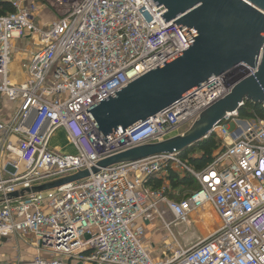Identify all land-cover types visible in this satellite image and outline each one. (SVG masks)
I'll return each instance as SVG.
<instances>
[{
    "label": "built area",
    "instance_id": "built-area-1",
    "mask_svg": "<svg viewBox=\"0 0 264 264\" xmlns=\"http://www.w3.org/2000/svg\"><path fill=\"white\" fill-rule=\"evenodd\" d=\"M7 1L14 12L0 17V100L16 109L0 117V264H264L263 119L235 113L217 126L222 146L202 172L164 155L25 192L189 129L256 70L235 65L106 143L87 111L189 48L179 27L152 0ZM16 40L33 49L19 82L11 74ZM60 131L73 152L51 146ZM168 168L199 189L175 200L169 184L151 188ZM210 208L217 230L190 250L176 246L175 224ZM162 228L158 256L152 239Z\"/></svg>",
    "mask_w": 264,
    "mask_h": 264
},
{
    "label": "water",
    "instance_id": "water-1",
    "mask_svg": "<svg viewBox=\"0 0 264 264\" xmlns=\"http://www.w3.org/2000/svg\"><path fill=\"white\" fill-rule=\"evenodd\" d=\"M152 1L157 8H165L163 20L179 27L189 48L87 111L106 143L168 110L235 65L243 64L256 72L240 78L232 92L205 110L184 134L138 146L101 161L91 172L25 192L52 191L114 165L180 154L202 144L246 102L264 108V0Z\"/></svg>",
    "mask_w": 264,
    "mask_h": 264
},
{
    "label": "rangeland",
    "instance_id": "rangeland-1",
    "mask_svg": "<svg viewBox=\"0 0 264 264\" xmlns=\"http://www.w3.org/2000/svg\"><path fill=\"white\" fill-rule=\"evenodd\" d=\"M28 60L29 56H26V53L14 54L11 66V69L13 68L14 71L11 74L15 79H24L21 72H18L17 69H19V67H21ZM15 109L16 106H12L8 102L6 103V101L0 100V115L4 114L9 117L11 113L15 111ZM187 130L188 128L184 127L178 133L173 135V137L177 135H182ZM51 146L59 151L73 152L74 150V148L69 144L66 136L60 132H58L55 138L52 140ZM189 193V189H180L175 192L172 191L170 198L175 200H182ZM168 221H172L173 223H175L174 218L172 216L169 217ZM219 225L220 220L216 212L211 208L200 215L191 216L186 222L175 224L173 232L176 237V246L178 245L184 248L185 250H190L195 246L199 245L201 242L205 241L211 233L217 230ZM162 232H164L163 228L160 229V231L157 232L152 239V242H154L153 249L157 252L158 256L162 254L163 244H161L160 242L162 238ZM20 246H23V244H20Z\"/></svg>",
    "mask_w": 264,
    "mask_h": 264
},
{
    "label": "trees",
    "instance_id": "trees-1",
    "mask_svg": "<svg viewBox=\"0 0 264 264\" xmlns=\"http://www.w3.org/2000/svg\"><path fill=\"white\" fill-rule=\"evenodd\" d=\"M14 8L7 0H0V17L12 14ZM238 116L242 120H264V108L262 106H255L250 102L239 110ZM221 142L214 134L209 136L202 144L192 147L186 151L181 152L180 159L185 162L190 168L196 172H202L215 160L216 153L221 149ZM169 182V190L172 193L180 189H189L190 193L183 199L188 198L192 193L199 189L197 181L190 175L180 176L170 168L167 169L166 175L163 179H153L149 182V186L158 189L164 185V180ZM171 195V194H170Z\"/></svg>",
    "mask_w": 264,
    "mask_h": 264
},
{
    "label": "crops",
    "instance_id": "crops-1",
    "mask_svg": "<svg viewBox=\"0 0 264 264\" xmlns=\"http://www.w3.org/2000/svg\"><path fill=\"white\" fill-rule=\"evenodd\" d=\"M15 44H16V51H15V54L16 53H19V54H23V53H26V56H29L30 57V54H31V52H32V48L30 47V45L27 43V42H25L24 40H16V42H15ZM29 52H30V54H29ZM18 55V54H17ZM17 55H15V56H17ZM28 59V58H27ZM21 69H22V66L21 67H19V69H17V71L19 72H21ZM14 71V69L12 68V72ZM12 78H13V80H14V82H19V81H21V80H19V79H15L14 77H13V75H12ZM4 101V100H3ZM8 101H6V103H7ZM9 103V102H8ZM10 104V103H9ZM10 105H12V104H10ZM13 106V105H12ZM12 114V113H11ZM0 117L1 118H4V119H8L9 117H7L6 115H4V114H1L0 115ZM60 133H62V134H64L65 136H66V134H65V132L64 131H60ZM164 175V174H163ZM163 179V178H162ZM166 179V178H165ZM164 184L165 185H168L169 184V182L168 181H166V180H164ZM23 247V246H22ZM7 250L4 248V246H2L1 248H0V253H4L5 254V252H6ZM9 253V252H8Z\"/></svg>",
    "mask_w": 264,
    "mask_h": 264
}]
</instances>
